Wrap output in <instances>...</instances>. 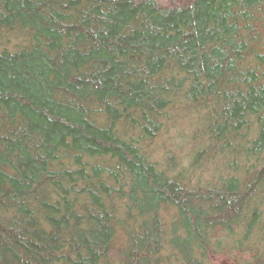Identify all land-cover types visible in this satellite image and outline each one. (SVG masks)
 <instances>
[{
    "label": "trees",
    "instance_id": "1",
    "mask_svg": "<svg viewBox=\"0 0 264 264\" xmlns=\"http://www.w3.org/2000/svg\"><path fill=\"white\" fill-rule=\"evenodd\" d=\"M264 264V0H0V264Z\"/></svg>",
    "mask_w": 264,
    "mask_h": 264
},
{
    "label": "rangeland",
    "instance_id": "2",
    "mask_svg": "<svg viewBox=\"0 0 264 264\" xmlns=\"http://www.w3.org/2000/svg\"><path fill=\"white\" fill-rule=\"evenodd\" d=\"M224 262H225L224 264H229V261H227V260H224Z\"/></svg>",
    "mask_w": 264,
    "mask_h": 264
}]
</instances>
